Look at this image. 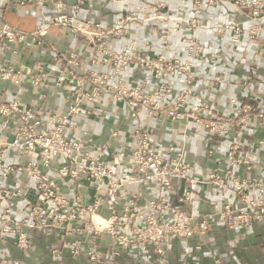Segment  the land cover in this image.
<instances>
[{"label": "built area", "instance_id": "1", "mask_svg": "<svg viewBox=\"0 0 264 264\" xmlns=\"http://www.w3.org/2000/svg\"><path fill=\"white\" fill-rule=\"evenodd\" d=\"M48 1L54 4L52 17L29 34L0 21V51L23 55L31 45L44 46L46 31L58 25L85 36L89 64L83 65L78 53L60 50L53 53L62 61L57 73L42 59L22 66L10 60L0 64V245L12 241L20 253L5 254L0 248V264H27L23 256L33 250L38 236L49 239L48 251L55 260L68 251L75 260L110 264L131 250L140 255L152 251L154 264H171L168 253L179 240L186 253L181 264H197L196 253L210 229V216L202 211L199 199L206 185L224 200L218 206V200L210 199L223 224L242 227L263 222L264 179L253 174L255 164L244 151L243 135L264 121V99L242 102L232 96L224 104L211 95H198L195 66L207 54L201 38L186 33L181 37V55L151 56L144 48L152 40L144 38L143 48L131 25L152 22L148 31L158 33L164 47L172 45L173 35L183 27L220 36L230 33L234 43H240L245 33L257 41L264 32V0H231L238 18L217 24L167 12L165 2L128 8L127 0H106L121 4L118 18L108 27L75 17L72 10L89 0H76L72 7L66 0L18 3L43 6ZM187 1L182 0L179 9ZM190 1L202 9L220 0ZM121 39V50L112 47L113 40ZM131 64L146 77L136 83L123 78ZM107 65L114 67L116 79L100 69ZM51 81L66 87L64 110L54 113L49 104H25L20 96L25 82L41 87ZM212 81L215 92L232 82L220 74ZM7 82L14 87L12 96L2 89ZM238 83L247 85L249 80ZM41 96L48 100L47 94ZM113 114L115 124L104 138L81 130L85 116ZM171 121L190 122L209 143L222 139L225 144L213 143L205 150L219 165L199 167L188 156L185 136L179 142L159 138L157 124ZM232 130L238 133L229 140ZM259 145L264 147V138ZM225 190L238 202L226 199ZM104 235L111 240L108 248L101 244ZM215 263L225 264L219 257Z\"/></svg>", "mask_w": 264, "mask_h": 264}, {"label": "crops", "instance_id": "2", "mask_svg": "<svg viewBox=\"0 0 264 264\" xmlns=\"http://www.w3.org/2000/svg\"><path fill=\"white\" fill-rule=\"evenodd\" d=\"M72 7L76 0H66ZM165 2L167 4V12L173 14L181 13L187 16H195L204 19L208 24L224 23L233 21L238 18L235 12L234 3L231 0H220L215 5H205L202 9H195L192 1H187L182 9L179 6L182 0H127L128 8H138L141 3ZM71 9V8H70ZM54 4L51 1L46 2L43 6L29 3L22 6L18 0H0V21L10 24L18 31L31 33L35 27L42 23L46 18L53 15ZM72 10V9H71ZM121 10L120 3H112L106 0H89L82 5L79 10L73 11L78 20H92L100 23L103 27L111 26ZM142 15H145L142 13ZM150 23L132 24L131 28L137 35L138 43L143 46V39L150 37L151 45L144 48L149 55L155 56L159 53L169 56L181 55L183 53L181 37L186 33L190 35H198L206 45V56L198 59L195 70L197 72V93L198 95L210 96L213 99L224 102L230 97L236 96L242 102H255L264 99V32L257 41H253L248 33H245L240 43H234L231 40L230 33L225 35H217L212 31L199 32L189 31L183 27L178 33L173 35L172 45L164 47L158 33H150L148 27ZM159 28L162 23L157 24ZM44 46H29L23 55H14L11 51L3 53L0 51V64L5 60H10L19 66L31 63L35 59L45 60L53 73L59 71L62 61L53 58L54 50H60L65 54L70 52L78 53L81 56L82 64H89L90 49L84 35L73 31L69 28L53 25L44 35ZM123 40H113L112 47L117 50L122 49ZM215 58L210 59L211 56ZM100 69L109 72L113 79L117 76L114 74V67L107 65ZM220 74L223 77L230 78L231 83H224L221 91H214L213 78L214 75ZM122 77L136 83L139 79L145 78V74L136 65H130L122 74ZM248 79L247 85L238 83V80ZM176 85L178 83L176 82ZM2 89L6 90L11 96L14 95V87L11 83L2 84ZM20 96L26 105L38 107L47 105L52 108L54 113L61 112L66 108L64 96L68 92L66 87H56L51 81L45 86L34 87L30 83L25 82L22 86ZM48 95V100L42 98V94ZM48 101V102H47ZM105 118L86 117L81 120V130H88L96 133L98 138H104L109 130L115 124V114ZM149 125H156L154 121L148 120ZM245 129L244 151L251 155L255 168L253 174L260 179H264V147L259 145V141L264 138V121L257 123L255 126ZM237 131L232 130L227 137L229 140L235 139ZM156 135L164 141L179 142L185 136L187 139L188 156L194 160L199 167L215 168L219 162L212 160L206 156L205 150L210 145L220 144L222 139L218 137L209 140L204 137L200 129L193 126L190 122H167L165 124H157ZM225 144V142H221ZM226 164V160H222ZM248 174V173H247ZM180 181H176L179 185ZM214 198L219 201L221 206L224 200L220 199L212 185H206L202 194L199 195L201 200L200 206L202 211L207 214L210 219V229L204 238V245L199 253V261L197 264H216V258H222L225 264H264V221L252 222L242 227H230L218 220L217 210L210 205V199ZM225 197L234 203L238 199L230 190H225ZM194 239L191 244L194 243ZM49 239L40 236L34 238V248L26 256H23L27 264H38L44 261L46 264H93L87 259L75 260L68 251H65L61 260H55L48 251ZM104 248L111 246V240L107 235L101 239ZM182 241L175 240L169 250V259L171 264H181L186 253L181 247ZM5 254L19 256L15 244L7 241L0 245ZM155 253L148 251L140 255L135 251L124 250L119 258L110 264H154Z\"/></svg>", "mask_w": 264, "mask_h": 264}]
</instances>
